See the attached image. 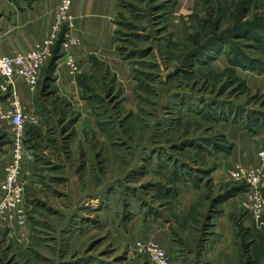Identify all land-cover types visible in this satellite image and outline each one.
<instances>
[{
  "label": "rangeland",
  "instance_id": "rangeland-1",
  "mask_svg": "<svg viewBox=\"0 0 264 264\" xmlns=\"http://www.w3.org/2000/svg\"><path fill=\"white\" fill-rule=\"evenodd\" d=\"M33 1L0 0V29ZM110 24V49L90 62L95 73L77 81L75 99L39 90L37 101L59 105L37 109L63 119L24 136V201L12 226L0 225V238L10 235L0 264H150L134 248L143 222L171 232L179 264H197L200 254L202 264L215 255L218 264H264V209L255 222L243 207L247 188L227 177L264 150V0H116ZM73 32L60 28L53 66ZM10 95L0 89V111ZM12 139L0 120L3 173ZM186 181L200 198L190 224L172 227L168 207ZM259 191L264 198V183ZM225 203L231 258L213 250ZM18 211L28 243L15 229Z\"/></svg>",
  "mask_w": 264,
  "mask_h": 264
},
{
  "label": "crops",
  "instance_id": "crops-1",
  "mask_svg": "<svg viewBox=\"0 0 264 264\" xmlns=\"http://www.w3.org/2000/svg\"><path fill=\"white\" fill-rule=\"evenodd\" d=\"M61 2L62 0H34L30 5L23 6L17 15L7 13L4 17V27L0 29V54L14 56L30 50L36 44L42 43L55 25L57 8ZM115 12L116 0H72L70 15L72 19L74 18L72 21V26H74L73 36L79 41V45L71 47L66 54L75 60L79 74L75 78H72L69 75L68 68L64 65V62L63 64L58 63L57 66H53L52 59H50L42 69L39 86L37 88L38 91L36 90L35 93H30L21 80H15L13 90L19 98L23 111L25 113L35 112L39 119L36 126H26L25 137L27 135L29 138L31 135L36 134V127L40 124H49V128H51V124H57L58 121L63 119L60 118L56 112L51 111L50 114H42L41 111L37 109L38 106L41 105L45 107L44 110L56 109L54 107L59 105V103L56 102V104H53V102L37 101L36 98H38L39 90H42L43 88H45L46 91L55 89L57 95L60 97L65 96L66 94L69 96L72 95L73 99L77 97V91L79 90L77 87V81L83 76V74H86L87 76L92 75L93 77V74L95 73L94 70H92L94 62H92L91 67L90 62L95 60L94 57L98 59L97 61H99L100 58H103V55L98 56V53L106 48L104 44L110 49V23ZM56 50L57 48H53V55H51V58H54ZM63 61H65V56ZM112 61L117 65L116 60ZM52 68L54 69L51 70ZM0 82L2 84L1 78ZM8 92L11 93L12 90L8 89ZM63 121L61 123H63ZM94 125L97 129L96 134L102 136V134H104L102 131L103 123L95 122L93 126ZM99 128H101V130ZM259 153L257 154V163L255 165L260 164ZM232 166H229L227 169H230ZM6 167L7 165L5 166L3 173V166H0V183L5 178ZM192 186L193 185L187 181L177 185V196L168 207V213L174 217L171 224L172 227H176L177 224H181V222L183 226L185 224L186 226L190 224L189 222L186 223V220L191 214V208L200 198L199 191L192 188ZM1 198L2 193L0 190V200ZM226 204L227 203L223 204L225 205V208L223 209L224 212L220 214L216 229L214 230L215 235H217L215 238L217 241L213 246V250L216 251L217 249V251H219V257L224 253L231 258L232 248L234 247L232 243L233 232L231 226L227 224L226 216L230 207L226 206ZM17 214L18 219H16L15 222V229L18 231V235H21L23 240L28 243L30 231L24 227L22 221L19 220V211ZM138 219H140V216H137L132 222H135ZM180 220L181 222L179 223ZM1 234L2 228H0V235ZM24 235L26 236L24 237ZM133 235L137 241H153L161 247L164 246L169 255H171L173 263L178 260L175 258L177 255L176 251H179L180 249L175 248V239L173 238V235H171V232L167 228L161 227L158 222H143L140 225L135 226L133 229ZM3 237L4 239H2ZM9 237L10 235H3L0 238V242L4 241V243L7 244L9 242ZM203 242L201 249H205V247H208L209 245L208 238H205ZM215 253L216 252H214V254ZM202 257L203 254H200L194 263L202 264L200 263L202 262ZM214 257L216 262H213V264H218L220 260L216 259V255ZM176 263L179 264L178 261ZM181 264L185 263L181 262Z\"/></svg>",
  "mask_w": 264,
  "mask_h": 264
},
{
  "label": "built area",
  "instance_id": "built-area-1",
  "mask_svg": "<svg viewBox=\"0 0 264 264\" xmlns=\"http://www.w3.org/2000/svg\"><path fill=\"white\" fill-rule=\"evenodd\" d=\"M72 0H62L57 8L56 22L45 40L30 50L14 56L0 54L1 91L11 89L10 103L0 111V120L6 121L12 128V158L5 170V178L0 183L2 198L0 200V225L10 228L15 221V213L24 201V185L21 182V164L24 154L25 125H37L38 117L34 113L25 114L19 98L14 93L15 80H21L30 93H35L42 69L49 61L53 47L59 41L60 28L67 25L72 29L70 8ZM79 41L70 34L65 36L63 48L78 46ZM64 65L69 75L75 78L79 74L75 60L65 55ZM260 164L244 167L236 164L227 171V177L236 186L247 188L243 207L251 214L255 222L261 220L264 209V198L260 186L264 183V151L259 153ZM135 251L145 256L150 264H170L166 251L153 241H137Z\"/></svg>",
  "mask_w": 264,
  "mask_h": 264
}]
</instances>
